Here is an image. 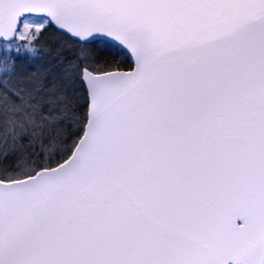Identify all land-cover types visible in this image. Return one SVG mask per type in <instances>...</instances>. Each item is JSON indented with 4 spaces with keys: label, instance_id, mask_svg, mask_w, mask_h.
<instances>
[{
    "label": "snow or ice",
    "instance_id": "obj_1",
    "mask_svg": "<svg viewBox=\"0 0 264 264\" xmlns=\"http://www.w3.org/2000/svg\"><path fill=\"white\" fill-rule=\"evenodd\" d=\"M0 264H264V0H0Z\"/></svg>",
    "mask_w": 264,
    "mask_h": 264
}]
</instances>
